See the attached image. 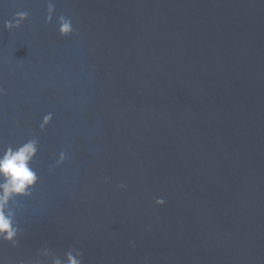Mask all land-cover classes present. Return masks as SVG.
<instances>
[{
    "label": "water",
    "instance_id": "1",
    "mask_svg": "<svg viewBox=\"0 0 264 264\" xmlns=\"http://www.w3.org/2000/svg\"><path fill=\"white\" fill-rule=\"evenodd\" d=\"M0 87L40 177L4 264H264V0H0Z\"/></svg>",
    "mask_w": 264,
    "mask_h": 264
},
{
    "label": "clouds",
    "instance_id": "2",
    "mask_svg": "<svg viewBox=\"0 0 264 264\" xmlns=\"http://www.w3.org/2000/svg\"><path fill=\"white\" fill-rule=\"evenodd\" d=\"M47 11V21L51 23L55 5L49 2ZM27 18V12H19L14 21H6L4 26L11 31L19 28ZM58 24L61 36H71L75 31L72 20L63 15L59 17ZM3 93L4 89L0 87V95ZM52 119L51 113L43 117L41 131L51 123ZM38 151L39 140L35 137L15 147L9 145L0 149V245L8 243L13 247L18 246V237L22 229L17 221V213L21 208V198L30 197L39 182L40 177L33 167ZM67 158L66 153L62 151L57 166L62 165ZM49 172H52L51 168ZM119 187L126 188V185L121 184ZM155 202L160 206L166 203L163 198H157ZM83 255L84 253L78 249H69L63 258L53 255L47 247L41 251V256L50 258V264H83ZM0 264H4L2 257ZM37 264H45V261H38Z\"/></svg>",
    "mask_w": 264,
    "mask_h": 264
}]
</instances>
